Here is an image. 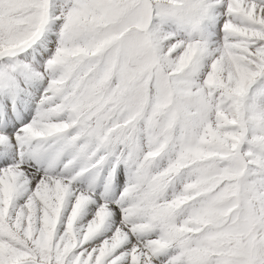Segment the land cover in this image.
<instances>
[{
    "label": "snow or ice",
    "instance_id": "6c2138e0",
    "mask_svg": "<svg viewBox=\"0 0 264 264\" xmlns=\"http://www.w3.org/2000/svg\"><path fill=\"white\" fill-rule=\"evenodd\" d=\"M0 264H264V0H0Z\"/></svg>",
    "mask_w": 264,
    "mask_h": 264
}]
</instances>
